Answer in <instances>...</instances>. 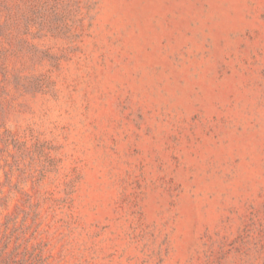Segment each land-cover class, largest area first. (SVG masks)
<instances>
[{"label": "rangeland", "instance_id": "374dc122", "mask_svg": "<svg viewBox=\"0 0 264 264\" xmlns=\"http://www.w3.org/2000/svg\"><path fill=\"white\" fill-rule=\"evenodd\" d=\"M0 264H264V0H0Z\"/></svg>", "mask_w": 264, "mask_h": 264}]
</instances>
